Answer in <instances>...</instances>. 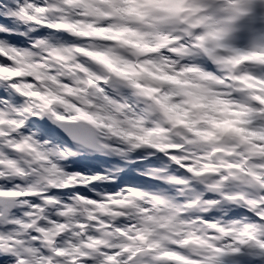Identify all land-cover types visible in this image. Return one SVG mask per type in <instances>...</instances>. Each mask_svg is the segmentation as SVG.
I'll return each mask as SVG.
<instances>
[{"label":"clouds","instance_id":"obj_1","mask_svg":"<svg viewBox=\"0 0 264 264\" xmlns=\"http://www.w3.org/2000/svg\"><path fill=\"white\" fill-rule=\"evenodd\" d=\"M199 2L200 0H190L186 7ZM128 7L127 4H119L116 8L100 4L99 8L107 14V18L103 14L93 13L89 20L97 26L107 24L116 28L127 26L139 30L147 34L148 39L157 46L165 34H174L185 41H190V38H194L197 34V29L192 28L190 22H183L184 17L189 15L187 12L182 16H176L169 10L175 6L137 5L142 9V19L129 16L126 11ZM79 10L78 6L66 5L63 0H52L47 11L38 13L35 17L25 18L20 13L11 12V14L20 16L26 23L30 19H37L38 22L47 23L50 27L63 29L75 22ZM35 30V28H29L27 32L22 33L31 42V46L27 48H16L5 41H0V56H5L11 61V63L0 64V82H11L15 93L24 98L20 112L21 122L25 123L32 117L40 122L35 129L34 138L29 136L19 142L16 161H9L0 153V156H3V161L0 162L5 163L4 170L0 171V178L22 181L23 183L18 185L17 195L32 194L40 197L42 201V206H34L38 209L35 214L36 219L31 218L33 214H26L28 222L23 225L22 230L26 233L30 229L37 230L40 235L30 238L29 243L38 240L39 247L47 250V255L42 258L33 255V250L36 249L34 246L28 250V264H80L78 258L89 254L94 256L98 250L96 245L100 242L115 244L117 241H123V237L115 231L97 230L93 234L95 239L87 235V231L93 227L91 220L87 225H79V221L84 217H92L93 214L89 211L91 203L79 194L76 195L74 206H70L69 211L59 213L66 218L64 223L55 221L43 225L39 223L42 220L48 221V216L57 212L60 205L58 198L46 195V193L52 189H63L84 182L80 173L68 174L61 164V161H67L82 154V147L79 144L75 141L69 143L64 140L63 137L67 136L65 131L67 128L81 126L83 122H87L92 126L91 131L98 145H116L128 152L148 146L139 143L136 139L138 135H143L145 130L164 129L161 135L153 137L154 143L174 147L186 146L205 153L215 152L212 157L214 163H222L226 159L224 151L220 149H231L235 145H240L237 149L238 153L249 156L254 154L250 146L242 143L237 137H224L219 141H206L200 137L189 140L191 133L183 127L174 128L160 106L146 96L145 87L152 85L153 81L147 75L129 78L123 74L125 70L132 67L138 68L141 65H147L150 68H154L155 65L165 67L167 64L165 58L171 55L167 49L162 48L159 52L145 53L125 43L118 41L104 43L99 38L90 37L97 41L91 45L95 49V54L85 53L84 58L81 59V51L88 48V44L69 45L58 37L50 35L33 37L30 33ZM68 30L71 35L78 37L83 35L70 28ZM99 55L111 57L116 67L104 63L98 58ZM182 59L183 57L174 61L176 69L182 67ZM217 67L226 68L227 66L217 64ZM165 70L171 72L173 67H165ZM189 75L198 76L199 73ZM101 81L122 83L120 98L113 99L105 95V89L100 86ZM199 82L212 88L217 86L214 80ZM169 90L179 91V89ZM231 99L240 107L254 106L250 90L239 91V94L232 96ZM5 115L0 112V125L3 128L11 127L10 124L4 123ZM260 122L264 123V120ZM44 124L54 130L52 134H49ZM204 126L199 125L201 128ZM3 128H0V134H3ZM102 151L106 155L112 154L107 147ZM249 164L254 170L264 173V169L258 168L251 160ZM261 164H264V158H261ZM100 178L99 175L92 177L94 180ZM244 179L247 184L251 185V191L244 192L243 188H237L236 191H241L244 195H255L257 199H261L260 184L248 177ZM201 182L214 184L217 183V178L208 176ZM19 204L28 205L29 201L19 200ZM202 207L203 205H198L190 211L195 213ZM253 208L256 211L261 210L256 206ZM110 209L111 205L106 204L99 207L98 212L106 219H113ZM124 211L130 218L138 222L141 220L136 214L135 207H129ZM124 227L127 228V225ZM198 230L206 232L207 228L201 225ZM182 238L177 236L175 239L181 240ZM152 240L157 241L156 246L159 250L173 247L171 239L158 232L152 236ZM180 250L188 255L199 251L195 244H190ZM139 264H153L152 254L144 253V258Z\"/></svg>","mask_w":264,"mask_h":264},{"label":"snow or ice","instance_id":"obj_2","mask_svg":"<svg viewBox=\"0 0 264 264\" xmlns=\"http://www.w3.org/2000/svg\"><path fill=\"white\" fill-rule=\"evenodd\" d=\"M25 2L34 4L37 2V0H25ZM200 3L201 6L208 11L209 15H213L217 11L214 5L210 2V0H200ZM21 6L22 5L20 3L18 2L15 3V10L12 13L19 14L20 12L18 11V9H20ZM5 7L6 5L4 3V0H0V9H4ZM254 7H255V0H241V5L239 9L233 13L232 18L239 19L242 16L250 15L254 11ZM17 17L22 19L20 16L13 14H11L10 18H17ZM258 20L264 21V13H262L258 17ZM9 62L10 60L8 58L0 59V64H7ZM23 99L24 98H22L20 95L15 93L11 82H0V112L6 114L3 117L4 123L11 125V127H4L3 134H0V153H2L3 156L7 157V159L10 161H16V158H14L16 156V153L7 152L5 151V149L14 148L19 150L20 144L19 142H17V139L15 137L22 135V133H20L18 130L21 129L24 123L21 122L20 114H18V110L19 112H21ZM39 124H40L39 121L31 120V119L28 120L27 126L23 127V132H30V129H32L33 127H37ZM48 132L49 134H52L53 130L48 129ZM8 153H13L14 155H9ZM0 171L3 170L0 169ZM5 180H11V179H5ZM3 186L5 185L0 184V187ZM15 187H18V185ZM46 195L53 196V189L51 190L50 193H46ZM37 200H40V197H35V199L31 201L33 209H35L34 206L36 205ZM62 204L63 201L60 200V205L58 209L62 206ZM23 206L24 205L19 204V200L16 199L7 206L0 207V264H28V260H29L28 250L32 248L25 247V244H30L29 239L38 237L40 234L35 229H30L29 232L27 233L24 232L22 229L20 231H17V225L21 223V217L22 216L27 217L26 214H28V212H25L23 210ZM59 213L57 212V216H56L57 222L60 220V217H64L61 216ZM31 218L36 219V217L33 216ZM53 219H54L53 216L51 215L48 216L49 221ZM205 219L216 220L217 223L228 224L227 220L221 221L217 217L211 215L206 216ZM39 223L40 225L44 224L41 222ZM260 223H264V221H260ZM34 233L36 234L34 235ZM4 241H7V243H4ZM21 241H24V243H21ZM219 243H223V241H220ZM110 250H117V249L113 248ZM32 254L35 256L40 255L37 253L36 249L33 250ZM89 255H84V256H89ZM193 258L199 259L200 257L198 255H193ZM141 260L138 261V264Z\"/></svg>","mask_w":264,"mask_h":264},{"label":"rangeland","instance_id":"obj_3","mask_svg":"<svg viewBox=\"0 0 264 264\" xmlns=\"http://www.w3.org/2000/svg\"><path fill=\"white\" fill-rule=\"evenodd\" d=\"M24 5H26V8L24 9V10H28V11H26V12H32V13H36V11H38L39 10V6H40V2H39V0H37V2L36 3H26L25 1H24ZM30 6H33V7H30ZM31 8V9H30ZM32 10V11H31ZM158 67H159V70H157L158 71V73H157V75L156 76H158V77H161L162 79H164V80H166L167 82H168V84H169V89H178V87L179 88H181L180 87V84H177V83H175L174 81H172L171 80V77L169 76V74H168V72L165 70V67H161V66H159L158 65ZM127 70H125L124 71V73L126 72ZM154 75V74H153ZM170 92V93H169ZM169 94H168V96L167 97H164V100H163V102L165 103V101L168 99V101L166 102V104H175L177 107L179 106V102H178V98H176V93L175 92H173V91H170L169 90ZM171 92H173L172 93V96L170 97V94H171ZM216 98H214L213 99V96H210V97H206V98H204V103L207 105V108L205 109L206 111H209V112H212V114H214L215 116L220 112V111H218V110H213L212 108L214 107L215 108V103H214V100H215ZM217 101V100H216ZM223 106V105H222ZM223 108H225L224 106H223ZM178 110H179V107H178ZM218 117V116H217ZM215 123H219L220 122V120H215L214 121ZM227 122H229V121H227ZM192 123L190 122V124L189 125H191ZM234 125V123L232 122V123H230V126H227V128H226V123L225 124H222L224 127H222L221 126V128H220V130H222V133L223 132H225V131H227V130H230V131H233V133H234V135L232 134V136L231 137H237V138H239L242 142H244V138H242L241 136H239L238 134H237V131L238 130H240V129H237V131L236 130H234L233 128H231V125ZM189 125L187 126V127H189ZM68 129V128H67ZM187 129V128H186ZM190 133H191V136L194 138V137H200L201 139L203 138V136H205L206 135V133L208 132V130H207V128L206 127H204V129H202V130H199V129H193V135H192V130L190 131L189 129H187ZM73 132H75V133H77L76 131H73ZM254 136V135H253ZM251 138L253 139V137L251 136ZM219 140H222V138L221 137H219V139H218V141ZM217 141V140H216ZM254 147H256V145L254 146ZM239 147L237 146V145H235V146H233L231 149H233V150H236V149H238ZM201 153L203 154V152L201 151ZM261 154V151L259 150V153L258 154H256L257 156H259ZM255 155V154H254ZM255 155V156H256ZM261 156V155H260ZM256 158V157H255ZM254 158V162L256 161V159ZM252 161V162H253ZM251 165V164H250ZM238 188H241V187H239L238 186ZM241 192V191H240ZM229 238H230V235H229ZM228 244H230V239H229V241H228ZM108 248L110 249V248H115V244L114 245H111V244H108ZM117 249V248H116ZM114 251V250H113ZM116 251V250H115ZM109 254H111V252L109 253ZM116 255V254H115Z\"/></svg>","mask_w":264,"mask_h":264},{"label":"bare ground","instance_id":"obj_4","mask_svg":"<svg viewBox=\"0 0 264 264\" xmlns=\"http://www.w3.org/2000/svg\"><path fill=\"white\" fill-rule=\"evenodd\" d=\"M213 31V24H208V27H207V29L205 30V32H204V35L205 36H207V35H209V33H211Z\"/></svg>","mask_w":264,"mask_h":264}]
</instances>
